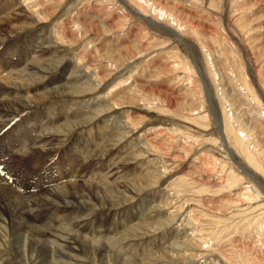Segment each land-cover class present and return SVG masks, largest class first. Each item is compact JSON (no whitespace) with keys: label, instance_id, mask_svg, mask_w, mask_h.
<instances>
[{"label":"rangeland","instance_id":"1","mask_svg":"<svg viewBox=\"0 0 264 264\" xmlns=\"http://www.w3.org/2000/svg\"><path fill=\"white\" fill-rule=\"evenodd\" d=\"M0 36V264H264V0H0Z\"/></svg>","mask_w":264,"mask_h":264},{"label":"bare ground","instance_id":"2","mask_svg":"<svg viewBox=\"0 0 264 264\" xmlns=\"http://www.w3.org/2000/svg\"><path fill=\"white\" fill-rule=\"evenodd\" d=\"M26 1H29V0H26ZM36 1V0H35ZM35 4V3H34ZM5 39V37H1L0 36V41H3ZM5 64V63H4ZM52 92H58V89L57 90H52ZM1 108V107H0ZM4 108V107H3ZM0 118H2V121L0 120V123H2L3 124V127H5V125L7 124V123H11L10 121H11V118H9V116H7V112H5V113H3V112H1L0 111ZM1 125V124H0ZM239 125V124H238ZM2 128V127H1ZM244 129H245V127L243 128V131H244ZM2 130V129H1ZM239 130L240 131H242L240 128H239ZM223 133V132H222ZM244 133V132H243ZM224 136V135H223ZM33 140V139H32ZM31 140V141H32ZM30 141V142H31ZM50 140H49V138H46L45 140L44 139H42L41 137H38V136H36V138L34 139V141H32L30 144L32 145V148H35L36 149V147H38V148H40L41 147V149L42 148H45V150H43L44 152H45V154L47 155V156H49L50 157V155H52V152L53 151H55V148L53 147V145H51L50 144ZM50 144V145H49ZM43 146V147H42ZM37 150H39V149H37ZM43 151H41L40 150V152L42 153ZM39 152V151H38ZM1 180V179H0ZM245 188V187H244ZM4 190H6V189H4ZM8 191V190H7ZM4 193H5V191H4ZM59 193V192H58ZM65 193V192H64ZM62 194V193H61ZM74 193H72V195H73ZM68 196V195H67ZM70 196V195H69ZM43 197H45V196H43ZM73 197L75 198V196L73 195ZM63 198V197H62ZM68 198V197H67ZM74 198H73V200H68V201H66L65 200V202L63 203L62 202V200L60 201V199H58V201H60V202H62V203H58V202H56V203H53V205L55 206V209L56 210H62L63 212H68V210H71L70 212L71 213H75L76 212V214H78L77 212H80V208H76V207H78V205L80 204L79 203V201H76V200H74ZM48 199V198H47ZM69 199V198H68ZM76 199H78V198H76ZM55 200H56V198H55ZM50 201V200H49ZM78 202L77 204L75 203V202ZM39 202H43V201H39ZM8 203V202H7ZM36 205H37V203H35ZM83 204V203H82ZM86 204V203H85ZM52 205V204H51ZM52 205V206H53ZM15 210V209H14ZM19 210V209H18ZM18 210H17V212H18ZM58 210V211H59ZM16 212V211H15ZM19 213V212H18ZM67 214V213H66ZM66 214H64V215H66ZM68 215H70V214H68ZM72 216V215H71ZM74 216V215H73ZM76 217V216H75ZM74 217V218H75ZM65 218V217H64ZM74 237V236H73ZM68 238V237H67ZM75 238V237H74ZM65 240H67V239H65ZM64 240V243L66 244V245H64V246H66L67 248H68V250H69V248L70 247H72L73 246V243H75L76 241H71V239L68 241H65ZM40 241L41 240H39V243H40ZM85 244V243H84ZM90 246V245H89ZM44 247H45V245H44ZM65 247V248H66ZM86 247V246H85ZM96 248V247H95ZM93 249V250H96V249ZM102 248V247H101ZM97 251V250H96ZM91 253H92V251H90ZM89 252V253H90ZM95 252V251H94ZM93 252V253H94ZM101 252V251H100Z\"/></svg>","mask_w":264,"mask_h":264}]
</instances>
